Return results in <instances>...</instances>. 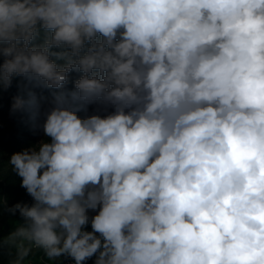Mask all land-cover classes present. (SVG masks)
<instances>
[{"label":"clouds","instance_id":"clouds-1","mask_svg":"<svg viewBox=\"0 0 264 264\" xmlns=\"http://www.w3.org/2000/svg\"><path fill=\"white\" fill-rule=\"evenodd\" d=\"M16 77L11 264H264V0H0Z\"/></svg>","mask_w":264,"mask_h":264},{"label":"rangeland","instance_id":"rangeland-1","mask_svg":"<svg viewBox=\"0 0 264 264\" xmlns=\"http://www.w3.org/2000/svg\"><path fill=\"white\" fill-rule=\"evenodd\" d=\"M73 73L75 74L70 77L67 86H65V91L73 89V82L80 75L77 72ZM27 87L30 86L23 78L16 77L13 79L11 87L0 90V155L4 156L3 158L7 164L6 169L11 167L9 159L13 153L36 145L43 138L42 130L34 128L27 120L26 114L12 111L13 97L21 94ZM34 90L38 96L44 98L45 104L51 101L52 98H49L52 95L50 89L36 88ZM94 110L95 106H90L87 114H91ZM80 115L84 116L86 113L81 112ZM4 206L5 208L0 211V238L7 237L18 224L24 222L18 212L13 215L7 210L9 207L7 201H4ZM87 230H91L90 225ZM0 248L4 255V257H0V264H5L7 258H9L11 264L15 259V251L11 250L6 244L0 246ZM94 261L95 256L85 261L84 264H94ZM49 263L52 262L48 261L42 250H34L27 258V264Z\"/></svg>","mask_w":264,"mask_h":264},{"label":"trees","instance_id":"trees-1","mask_svg":"<svg viewBox=\"0 0 264 264\" xmlns=\"http://www.w3.org/2000/svg\"><path fill=\"white\" fill-rule=\"evenodd\" d=\"M75 73H71L70 77L74 76ZM67 86V84L65 85ZM51 92L52 98L54 93L53 89L49 90ZM0 155V211L5 208L4 201L8 202V208L12 207L16 203L24 202L29 203L31 197L26 193V190L21 187V178L16 175L12 170V167L6 169V161ZM4 257L2 250L0 248V257ZM5 264H10L9 258L6 259Z\"/></svg>","mask_w":264,"mask_h":264},{"label":"built area","instance_id":"built-area-1","mask_svg":"<svg viewBox=\"0 0 264 264\" xmlns=\"http://www.w3.org/2000/svg\"><path fill=\"white\" fill-rule=\"evenodd\" d=\"M49 264H56V262H52ZM59 264H74V261L71 258L61 257L59 260Z\"/></svg>","mask_w":264,"mask_h":264}]
</instances>
